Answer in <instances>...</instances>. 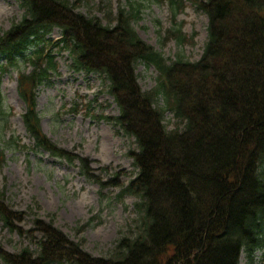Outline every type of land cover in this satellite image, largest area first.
Here are the masks:
<instances>
[{
  "label": "trees",
  "instance_id": "trees-1",
  "mask_svg": "<svg viewBox=\"0 0 264 264\" xmlns=\"http://www.w3.org/2000/svg\"><path fill=\"white\" fill-rule=\"evenodd\" d=\"M27 13L0 35V71L31 63L19 76L27 104L24 125L35 149L70 163L101 186L117 184L93 172L90 159L58 147L42 130L38 87L57 68L55 50L68 51L78 71L99 73L120 114L113 119L137 149L130 152L139 172L124 190L137 195L139 231L123 237L113 257H95L80 243L38 217L34 228L19 226L25 212L11 209L0 191V220L21 235L40 234L36 252L0 246L4 264H240L264 248V0H188L208 17V41L192 62L180 54L167 59L138 34L143 1L126 0L104 23L78 11L94 0H20ZM153 1V0H149ZM155 1V0H154ZM168 2L172 17L184 0ZM167 39L187 41L181 27ZM59 28L62 37L51 43ZM157 67L160 82L151 91L139 84L137 66ZM8 65V66H7ZM0 78V107L3 93ZM162 98V104H160ZM174 112L183 131L169 130L165 114ZM3 115V113H1ZM6 152L0 145V166Z\"/></svg>",
  "mask_w": 264,
  "mask_h": 264
},
{
  "label": "rangeland",
  "instance_id": "rangeland-1",
  "mask_svg": "<svg viewBox=\"0 0 264 264\" xmlns=\"http://www.w3.org/2000/svg\"><path fill=\"white\" fill-rule=\"evenodd\" d=\"M144 2L142 17L134 26L140 37L152 45L170 63L180 54L198 61L208 41V17L191 1L184 0V9L175 21L167 2ZM126 0H94L82 3L78 11L94 14L104 23L116 14ZM26 15L19 0H0V35ZM181 27L187 41L179 44L167 39V32ZM55 28L49 35L51 43L61 38ZM57 68L49 71L48 80L36 90L37 106L43 132L60 148L90 159L94 174L104 182L101 186L81 174L79 162L52 157L47 151L34 149L35 141L27 132L23 114L27 104L18 91L19 73L29 74L34 66L21 61L2 73L3 105L0 107V145L6 158L0 166V191L13 210L25 212L19 226L34 228L40 217L53 222L68 237L82 245L95 257H113L123 237L139 231L140 198L124 190L136 178L139 169L130 152L137 149L134 137L126 135L113 121L120 109L109 92V81L99 73L78 71L68 52L55 51ZM0 65H6L0 59ZM139 84L144 91L154 90L160 73L153 64L137 66ZM162 104V98H160ZM3 113V115L1 114ZM169 130L183 131L185 123L174 112L165 114ZM40 234L21 235L4 227L0 220V246L18 253L23 248L36 252ZM0 264H4L0 260ZM240 264H264V248L251 259L243 252Z\"/></svg>",
  "mask_w": 264,
  "mask_h": 264
}]
</instances>
